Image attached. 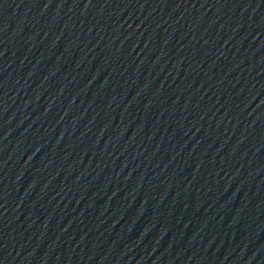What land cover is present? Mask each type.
Returning <instances> with one entry per match:
<instances>
[{
    "label": "water",
    "instance_id": "1",
    "mask_svg": "<svg viewBox=\"0 0 264 264\" xmlns=\"http://www.w3.org/2000/svg\"><path fill=\"white\" fill-rule=\"evenodd\" d=\"M0 264H264V0H0Z\"/></svg>",
    "mask_w": 264,
    "mask_h": 264
}]
</instances>
